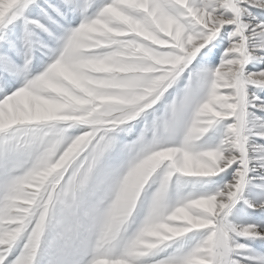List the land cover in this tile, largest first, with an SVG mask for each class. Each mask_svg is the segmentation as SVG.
<instances>
[{
    "label": "snow or ice",
    "instance_id": "snow-or-ice-1",
    "mask_svg": "<svg viewBox=\"0 0 264 264\" xmlns=\"http://www.w3.org/2000/svg\"><path fill=\"white\" fill-rule=\"evenodd\" d=\"M0 264H264V0H0Z\"/></svg>",
    "mask_w": 264,
    "mask_h": 264
},
{
    "label": "rangeland",
    "instance_id": "rangeland-1",
    "mask_svg": "<svg viewBox=\"0 0 264 264\" xmlns=\"http://www.w3.org/2000/svg\"><path fill=\"white\" fill-rule=\"evenodd\" d=\"M251 67V66H250ZM238 222H244L242 219H238Z\"/></svg>",
    "mask_w": 264,
    "mask_h": 264
}]
</instances>
